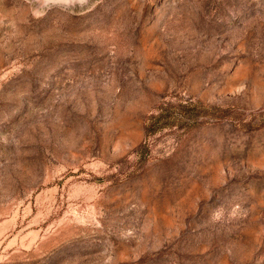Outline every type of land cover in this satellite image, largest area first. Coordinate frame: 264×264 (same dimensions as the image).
I'll use <instances>...</instances> for the list:
<instances>
[{
    "label": "rangeland",
    "instance_id": "obj_1",
    "mask_svg": "<svg viewBox=\"0 0 264 264\" xmlns=\"http://www.w3.org/2000/svg\"><path fill=\"white\" fill-rule=\"evenodd\" d=\"M0 264H264V0H0Z\"/></svg>",
    "mask_w": 264,
    "mask_h": 264
}]
</instances>
